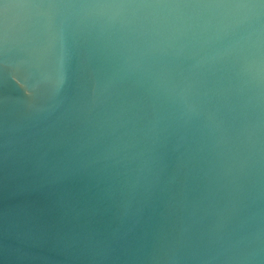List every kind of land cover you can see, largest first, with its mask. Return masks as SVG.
Masks as SVG:
<instances>
[{"label": "water", "instance_id": "95a60500", "mask_svg": "<svg viewBox=\"0 0 264 264\" xmlns=\"http://www.w3.org/2000/svg\"><path fill=\"white\" fill-rule=\"evenodd\" d=\"M0 264H264V0H0Z\"/></svg>", "mask_w": 264, "mask_h": 264}]
</instances>
